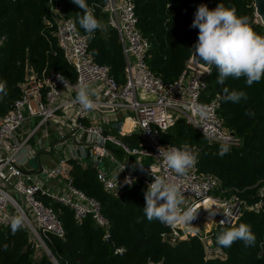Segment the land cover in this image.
<instances>
[{
  "label": "built area",
  "instance_id": "built-area-1",
  "mask_svg": "<svg viewBox=\"0 0 264 264\" xmlns=\"http://www.w3.org/2000/svg\"><path fill=\"white\" fill-rule=\"evenodd\" d=\"M51 12L57 47L73 68L75 79L65 78L72 85L66 88L58 79L63 76L59 72L52 70L38 74L26 63L24 78L18 83L20 97L0 118V227H7L15 218H21V227L27 230L36 248L53 264H58L45 241L49 236L63 238L64 230L58 216L45 201L67 207L77 224L90 217L106 231L104 238H109V224L101 213L99 202L72 185L71 162L82 167L91 166L103 191L115 197L137 181H142L147 188L154 181L153 176L163 175L181 188L186 198L182 207L197 208L203 202H210L211 214H218L211 215L208 222L213 223L216 218L213 230L204 232L206 244L197 229L187 230L182 225H166L167 230L160 236L162 241L173 246L195 236L202 242L205 254L214 258L207 260L224 261L226 256L214 243L213 232L217 227L234 225L245 202L234 195L222 196L226 190L222 189L221 181L216 176L199 173L196 165L186 175L177 176L167 169L158 152L161 147L172 146L163 144L160 135L168 132L180 118L208 143L220 146L228 143L230 147L239 144V139L222 125L217 113V99L201 100L210 74L204 67L192 63L190 58L185 71L175 82H162L147 65L150 45L137 28L132 0H105L101 12L107 26L117 34L125 61V83L119 85L110 76L108 67L97 64L90 56L87 35H74L69 25L73 20L66 18L58 7H53ZM254 22L261 24L256 15ZM80 80L93 89L94 100L99 97L90 111L72 103L76 95L74 86ZM196 105L206 107V116L202 117L195 110ZM87 120L90 124L85 123ZM25 121H29L31 127L21 139L18 131ZM104 125L109 126V131L110 128L116 130L120 136L136 134L139 147L129 148L111 132L106 133ZM51 128L62 134V141L58 138L59 142L54 146V150L58 148L62 155L53 169L41 166L40 173L36 174L38 168L33 171L26 166L29 158L41 151L42 141L50 138ZM30 142H34L35 147L30 146ZM108 144L135 160L130 164L117 162L108 152ZM87 158L98 160V163L85 165L83 161ZM147 160L150 162L146 163ZM105 161L109 165L104 167ZM53 181L58 184L54 185ZM263 203L260 200L248 208L258 212ZM228 212L232 213L226 217L229 222L221 226L219 222ZM121 253L122 249L115 251V254Z\"/></svg>",
  "mask_w": 264,
  "mask_h": 264
},
{
  "label": "trees",
  "instance_id": "trees-1",
  "mask_svg": "<svg viewBox=\"0 0 264 264\" xmlns=\"http://www.w3.org/2000/svg\"><path fill=\"white\" fill-rule=\"evenodd\" d=\"M104 2L86 0L95 6L94 14L103 25L90 39L89 53L94 62L108 67L110 76L122 85L125 83V61L117 34L107 26L101 12ZM132 2L137 28L150 45L147 65L164 83L175 82L186 69L191 58L190 48L198 37V29L190 25L201 4L209 10L218 3L229 8L234 6L236 14L249 17L253 31L264 36V26L254 22L252 0ZM53 7H58L66 18L73 21H77L78 14H83L72 0H0V37L7 36L0 46V80L7 81L8 91V95L0 100V118L20 97L18 83L24 78L26 63L38 74L53 70L70 81L75 79L73 68L66 63L56 44ZM75 25L78 33L87 35L78 22ZM211 72L206 78L201 100L217 99V113L222 125L239 139V144L231 146L227 154L220 156L221 146L208 143L182 118L168 132L162 133L160 139L163 144L180 147L188 143L198 150L197 171L216 176L222 183V189L226 190L222 196L229 198L234 195L245 202L232 226L239 223L251 225L255 243L246 247L243 241H236L230 248H222L216 243L226 254L224 261L204 260L197 237L180 241L173 247L160 237L167 230L166 225L157 220L149 221L144 214V191L147 188L142 181H137L115 197L103 191L91 166L82 167L71 162L72 185L99 202L101 213L109 224L110 244L104 238L106 231L90 217L77 224L67 207L45 201L58 216L64 230L63 238L49 236L45 241L58 264H145L149 257L161 264H264V203L258 212L248 208L261 200L258 191L264 190V78L251 87L246 85L244 77H228L224 84H217L218 69L213 66ZM225 87L229 91L245 92L247 99L238 103L227 101L223 93ZM123 140L130 148L138 145L137 135ZM117 153L121 159L123 153L119 150ZM232 226L217 227L213 232L215 241L223 228ZM4 245H7L6 250ZM117 249H122V253L115 254ZM37 253L42 252L36 248L25 228L20 227L13 234L11 225L0 227V264H53L44 253L37 258Z\"/></svg>",
  "mask_w": 264,
  "mask_h": 264
},
{
  "label": "clouds",
  "instance_id": "clouds-1",
  "mask_svg": "<svg viewBox=\"0 0 264 264\" xmlns=\"http://www.w3.org/2000/svg\"><path fill=\"white\" fill-rule=\"evenodd\" d=\"M72 2L82 10L83 14H78L77 21H69L71 31L74 35H79L75 27L78 22L87 34V38L92 39L95 31L103 27L94 14L95 6H89L86 0H72ZM190 27L198 29L197 41L190 48L192 61L204 67L208 74L212 73L211 69L215 66L218 69L217 84H224L228 77L235 79L244 77L246 85L251 87L254 82H260L264 78V36L256 34L250 26L249 17L238 16L234 6L229 8L223 3H218L214 9L209 10L206 5L201 4L195 11ZM6 39L7 36L0 38V46ZM201 60L203 64L200 63ZM58 79L66 88L72 87L63 76H58ZM74 87L76 95L72 103L80 105L83 110H92L99 97L93 99L95 93L90 85L80 80ZM223 93L224 98L233 103L247 99V94L243 91H229L225 87ZM7 95V81L0 80V100ZM195 110L202 117L207 114L203 105H196ZM229 151L230 145L223 143L218 155L224 156ZM158 152L159 156L163 157L167 169L177 176L186 175L197 163L198 150L188 143L180 147H161ZM153 177L154 181L144 191L143 211L146 218L149 221L157 220L167 226L190 227L188 224L196 218L197 209L191 206L182 207L186 203V198L176 183L163 175ZM125 182L129 181L126 179ZM215 214L213 213L212 216ZM231 215L232 213L228 212L219 224L223 226L228 223L226 217ZM21 225V218L13 220L11 224L13 234ZM236 241H243L246 247L255 243L251 225L239 223L238 226L223 228L216 237V243L222 248H230ZM4 248L6 250L7 245H4ZM147 264H155V262L149 257Z\"/></svg>",
  "mask_w": 264,
  "mask_h": 264
},
{
  "label": "crops",
  "instance_id": "crops-1",
  "mask_svg": "<svg viewBox=\"0 0 264 264\" xmlns=\"http://www.w3.org/2000/svg\"><path fill=\"white\" fill-rule=\"evenodd\" d=\"M92 119H94V116H92ZM85 123L86 124H90L89 120L85 121ZM30 127H31V123L29 121H25L21 125V127L19 128V131H18V134H19V136H20L21 139L25 137V135H26V133H27V131L29 130ZM104 131L106 133L107 132H111V134H113L114 136H117L122 143L125 142L123 140V138L131 137L132 136V135L131 136H120V135H118L117 131L114 130V129H112V128H110V131H109V126L108 125H104ZM49 133H50V135H49L50 138L48 140H46V141H42V149H41V151L46 152V153L42 154L43 157H44V163H42V157H41L42 155L39 156L40 165L43 168H45V169H53V167H55L57 165V162H58L59 158L62 155L61 150H59L57 147H56L57 150H54V146L59 142L58 141V138L62 141V139L60 138L62 134L60 132H57L56 128H54V129L51 128L50 131H49ZM133 135H136V134H133ZM124 144H126V143H124ZM33 145H34V142H30V146L35 147V145L34 146ZM51 145H53V151H52L51 154H48V152L50 151ZM138 147H139V139H138V145H137V147H134V148H138ZM107 149H108V152L110 153V155L115 160H117V162H122V163H128V164H130V163H132L135 160V157L130 156V155H125L121 149L117 148L113 144H108L107 145ZM117 150H119V151H121L123 153V156L121 157V159L118 158ZM37 152H40V150L37 151ZM35 155L32 157V159H34ZM54 155H56V157L54 159L50 158V157H53ZM84 161H83V163H84ZM29 162L30 161L28 160V163H27L26 168L33 169V171H34L35 168H32L29 165ZM146 163H149V162H146ZM45 164H47V165L45 166ZM107 165H109V162L108 161H105L104 167L107 166ZM47 166H49V167H47ZM53 184L54 185L58 184V181H53Z\"/></svg>",
  "mask_w": 264,
  "mask_h": 264
},
{
  "label": "water",
  "instance_id": "water-1",
  "mask_svg": "<svg viewBox=\"0 0 264 264\" xmlns=\"http://www.w3.org/2000/svg\"><path fill=\"white\" fill-rule=\"evenodd\" d=\"M252 2H253L255 15L259 18L261 24L264 26V0H252ZM191 61H192V58H191ZM192 63H194V62L192 61ZM200 63L203 64L204 62L201 60ZM198 66H200V65H198ZM52 151H53V145H51L50 151L48 152V154H51ZM44 153H46V152H44V151L37 152L35 157H34L35 162H36V167L38 168V171L34 172L36 174L40 173V171H41L39 156L44 154ZM84 163L86 165L97 164L98 160H91L90 158H87L84 161ZM210 214H211V209H210V207L208 208V204H206L204 206H199L197 208L196 218L194 220L190 221L188 224V226H190V227H186L184 225H182V227L184 229L191 230V229H198L201 226H205L207 223V218L209 217ZM105 240L108 244H110L109 238H106Z\"/></svg>",
  "mask_w": 264,
  "mask_h": 264
},
{
  "label": "rangeland",
  "instance_id": "rangeland-1",
  "mask_svg": "<svg viewBox=\"0 0 264 264\" xmlns=\"http://www.w3.org/2000/svg\"><path fill=\"white\" fill-rule=\"evenodd\" d=\"M42 157V163H44V157H43V155L41 156ZM56 157V155H54L53 157H50V158H52V159H54ZM29 165L32 167V168H36V162H35V159H29ZM47 164H45V166H46ZM103 166V164L102 165H100V167H102ZM47 167H49V166H47ZM258 194L261 196V200H264V197H262V196H264V190L263 189H260L259 191H258ZM208 208H209V206H208ZM211 211H212V209H211ZM218 214V212H216V214L215 215H217ZM211 215L212 214H210L209 215V217L207 218V223L211 220ZM216 221V218L214 219V222ZM213 222V223H214ZM206 223V225L205 226H201V227H199L198 229H197V231L201 234V237H204L203 235H204V232L205 231H209L210 229H212L213 230V223H212V221H211V223H208L207 224ZM195 237V236H194ZM205 238V237H204ZM213 238H214V235H213ZM206 239H207V237L205 238V239H203L202 241L204 242V244H206ZM199 240V239H198ZM215 240V239H214ZM199 242H200V244H201V246H202V249H203V254H204V260H207V259H214L213 257H209L207 254H205V251H204V246H203V244H202V242L199 240ZM214 243L216 244V241H214ZM174 246H176V245H173V247ZM42 253H44L43 251H41ZM42 253H37V255H36V257L37 258H39L41 255H42ZM45 254V253H44ZM46 255V254H45ZM224 255L226 256V254L224 253ZM216 259V258H215ZM219 260H221V259H219Z\"/></svg>",
  "mask_w": 264,
  "mask_h": 264
},
{
  "label": "bare ground",
  "instance_id": "bare-ground-1",
  "mask_svg": "<svg viewBox=\"0 0 264 264\" xmlns=\"http://www.w3.org/2000/svg\"><path fill=\"white\" fill-rule=\"evenodd\" d=\"M206 204H208V203H204V202H203V203H201L199 206H204V205H206ZM209 205H210V202H209L208 206H209ZM199 206H198V207H199ZM198 207H197V208H198ZM197 208H196V209H197Z\"/></svg>",
  "mask_w": 264,
  "mask_h": 264
}]
</instances>
